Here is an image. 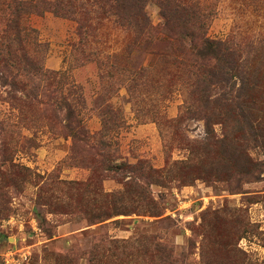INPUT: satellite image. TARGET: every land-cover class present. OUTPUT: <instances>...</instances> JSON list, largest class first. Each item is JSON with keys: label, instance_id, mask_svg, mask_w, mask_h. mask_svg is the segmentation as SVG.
Returning a JSON list of instances; mask_svg holds the SVG:
<instances>
[{"label": "rangeland", "instance_id": "rangeland-1", "mask_svg": "<svg viewBox=\"0 0 264 264\" xmlns=\"http://www.w3.org/2000/svg\"><path fill=\"white\" fill-rule=\"evenodd\" d=\"M161 1L148 41L112 0L12 8L30 35L0 56V264H264V141L202 109L244 61L264 127V0H200L166 29ZM198 35L234 57L208 72Z\"/></svg>", "mask_w": 264, "mask_h": 264}, {"label": "trees", "instance_id": "trees-1", "mask_svg": "<svg viewBox=\"0 0 264 264\" xmlns=\"http://www.w3.org/2000/svg\"><path fill=\"white\" fill-rule=\"evenodd\" d=\"M111 1V0H107ZM115 2V5L118 9L119 16L122 19H125L127 23L126 26L136 35L134 41L137 39L148 41L149 38H152L154 33L156 32L155 27L151 24L150 20L147 18L144 11L143 0H112ZM33 0H22L18 1L16 6L8 5V17L4 16L2 24L3 29L1 36V46H0V56L3 58L4 54L8 55L12 54V46L13 44H17L20 48L22 41L27 39L30 35L29 28L24 26L21 23L20 16L17 13L12 12V8H15V11H18L19 6H30ZM76 7L84 6L80 1L74 2ZM3 4V3H1ZM161 4L163 5L164 16L166 18L165 29L169 28L172 25V21L175 19V22L178 20H188L192 19L194 13L199 11L201 2L200 0H162ZM84 8V7H83ZM85 10H82L84 13ZM86 24L84 23V18L80 20L79 24V32L81 35H86L87 31L85 29ZM197 42H200L201 47L205 49H201L203 53L204 60L199 63V66L210 68L208 72H211L215 69H218L222 63L228 64L230 58L234 57L233 48L227 45V42L224 41H211L207 38L200 37V35L196 36ZM129 40L128 42H130ZM14 52V51H13ZM118 55V54H117ZM115 55V56H117ZM168 56V55H162ZM211 59L215 61L212 65ZM116 62V61H115ZM32 64V62H31ZM116 64V63H113ZM111 71H109V75L114 77L113 69H115L114 65L110 66ZM237 76L241 80V86L238 88L239 94L234 97H208L204 98L202 101V109L210 110L212 107H216L214 109L222 110L225 115H227V119L232 124V127L235 129L241 128L243 131L252 132L251 134L255 136V138L260 142L264 141V127H261V121H259L255 117V108L256 101L255 99L248 95L247 90H244L246 86L250 87V79H251V70L246 66L244 61H238L237 63ZM141 72V70H139ZM137 71L136 73H140ZM217 73V72H216ZM212 73L210 75L216 74ZM253 86V83H251ZM214 115V114H213ZM205 124L207 127V131L209 129V122L212 123V117L210 113L204 116ZM106 131L102 130L100 134H105ZM210 132V130H209ZM230 137L228 134H223L221 140ZM73 138H77L83 143V150L86 153H91L89 150V146L91 140L94 138L93 134L89 132V130L85 127L84 124L78 123L77 131L73 133ZM93 154V153H91ZM122 168L129 167V165L123 164ZM154 206V205H152ZM119 211H112L106 219L112 217L114 214H118ZM98 213H95V215ZM105 219V220H106Z\"/></svg>", "mask_w": 264, "mask_h": 264}]
</instances>
